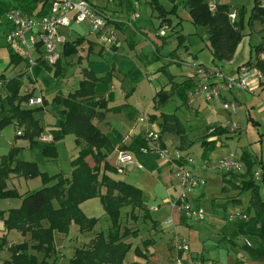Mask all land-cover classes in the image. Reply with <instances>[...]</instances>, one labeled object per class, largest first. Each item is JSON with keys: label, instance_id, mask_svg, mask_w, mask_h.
Masks as SVG:
<instances>
[{"label": "rangeland", "instance_id": "374dc122", "mask_svg": "<svg viewBox=\"0 0 264 264\" xmlns=\"http://www.w3.org/2000/svg\"><path fill=\"white\" fill-rule=\"evenodd\" d=\"M90 1L104 8L107 12H112L115 15H118V13L114 12V10L123 9V14L125 15L121 13L119 14V17L122 19H126L129 16L125 0H122L124 2L122 5L123 7L120 6L121 0ZM147 1L150 0H138V11L142 17L141 19L150 20L151 22L153 20V26L150 27V30L153 32L155 30H159L158 26L160 18L156 14L157 11L154 8L152 9ZM159 1L167 8L172 7V3L168 0ZM237 2H239V7L243 6V2H245V5L249 4L247 3V0H237ZM152 13L155 15H152ZM168 16L172 24L167 22L169 29L167 36H165L168 38L169 42H166L165 45L160 48V54L162 56L157 55L151 46L150 41L147 40L146 35L137 34L135 35L136 45L134 47L130 46L128 42L124 43L122 38L123 45L117 51H105L101 56L102 58L99 60H97V58L93 61L91 60L95 70L99 74L106 73L107 71H113L117 76L114 77L109 85L108 99L110 108L108 114L110 112V114L113 115L116 112V109L112 107L113 105L124 103L122 105L124 110L123 112L127 113L129 109L132 112L130 119V124L132 125L142 114L149 116L151 113L176 112L183 120L185 128H187L188 135L192 139V144L187 150L200 162L209 161L216 163L220 160V158H222L221 156L228 154L231 151L240 153L244 148L248 149L254 153L257 159L261 162V164H257L255 167L256 169H261V175L260 177L255 176V179L260 185V194L264 200V115L260 117L257 115L258 105L261 102H264V89L255 93L249 91H239L241 95L243 93L244 96H246V103H243L242 99L239 97L242 102V105H239L242 108L239 113L234 114H230L228 112L224 113L223 111L217 112V110H214L211 107L208 101L206 102L204 95L197 97L191 102L186 101L181 94L176 96L174 93L173 96H171V98L158 109L154 107L153 97L157 92L156 89L158 86L161 87L170 81V75L168 73L178 74V78H184L186 74L194 72V66H187L184 63H178L177 61H179V59H182L180 61L183 62L184 60L195 63L201 62L200 64L206 66H212L213 64V61L210 60L212 57L210 54L208 27L194 24L191 20L189 8L187 6H183L180 2L178 4L177 11L168 13ZM259 24L260 22H256L254 26L247 24L248 27H246V25L244 27V37L240 42L239 50V55L244 61L248 60L252 55L256 56V50H252L250 44L252 43L257 45L262 43V39L264 40V30ZM173 26H176L175 30H173ZM71 28L74 32L69 33L68 36L70 38H74V36H77L78 34L86 36L87 33H89V28L84 23L73 24ZM179 35H183L184 38H179ZM144 36L145 38H143ZM250 49L252 50L251 52ZM172 52L177 53L176 61L171 56L174 54ZM61 54L63 74L56 76L54 73L55 68L49 66L45 62H40L37 70L35 71L38 83L33 80L34 83L31 81V83L27 85L28 89H24V91L27 90V92H31L33 90L31 87L32 84H38V86L42 89L39 90V92L42 91L44 105H38L42 107H37V105L33 107L36 109L34 116L43 127L42 135H50L53 138L56 133H58V128L65 118L64 105L57 101L55 97L58 92L66 94L74 92L79 87L80 82L84 77V68L88 66L90 60L86 54L80 57L79 53L68 58L63 57V51ZM161 66H165L164 71L160 70ZM213 66L216 65L213 64ZM7 71L10 73V69ZM120 73L121 75L124 74L127 78L129 76L131 83L135 86V91L131 95L127 86L126 90L122 87L121 81L118 79ZM25 81L28 83L29 79L26 78ZM126 93L129 95L127 98ZM218 105V108L223 110L222 105ZM197 108H200V110L195 111ZM219 122H224L228 125H232L235 122L240 125V128L235 132H231L229 138L226 137V139H223L226 135L221 136L220 138L225 140V143L223 144L217 142V144L213 147L203 146L201 140L199 139L200 135L210 130L212 127L211 125H216ZM144 123L145 122H139L135 125L132 133L130 134L131 138L135 142V146L132 149L133 151L137 152L140 142L143 141L140 134L142 132V127L145 125ZM19 128L20 127H18V125L8 124L0 131V163L4 156L14 153L13 158L15 160L34 162L39 173L37 176L29 178L23 176H20L21 178H11V176L5 178L9 187L17 186L19 190H27L29 188L32 191L41 188L44 184L55 183L59 176L70 177L72 175V158L78 154L79 150V147L76 144L75 133L68 132L62 137L56 138L54 140L55 148L46 152L44 150V144L46 142L48 143V141H44L40 136H37L35 138L37 142L31 143L30 139L22 133L23 128H20V130ZM109 128L110 125L108 124H103L101 126L102 130L107 131ZM158 130L161 133L163 132L160 128ZM215 136L216 135L214 134L210 135L212 138H215ZM162 139L166 144L165 147L168 150V155L175 156L178 151L182 150L179 146L180 138L178 134L163 132ZM144 145H146V141ZM137 154L146 155L142 157L143 159L140 158V161H138L146 169L145 174H142V176L145 178L147 183H142V186L138 184L137 186L142 188L149 206H153L155 204L158 196L164 197V191L168 192V189H171V187L174 193L179 190V186L177 184V166L175 163L171 162L169 158L160 155L159 152H149L147 154L137 152ZM204 154L206 157L203 156ZM145 158L149 160L151 159L152 163H147ZM127 174H129V171L125 174H118V176H120L119 178H126ZM205 174L207 183H205L206 186L203 187V189H205V194L203 196L202 204L206 207V211L208 209V214L210 213V208L212 210L218 209L220 213L219 218L229 221L227 216L228 213L237 210H248L249 208L250 214L252 216L254 215L253 208L249 206V200L252 194L250 190H237L231 188V186H229L228 189L227 187H224L226 185V176L232 173L226 174L222 171L207 169ZM232 176L239 180L244 177V173H233ZM18 189L17 191L19 192ZM193 192L189 193V197H191ZM20 194L23 195V193ZM236 197L240 198L241 202L233 199ZM8 204L11 206L9 208H18L22 205V197L14 196L0 198L1 208H7ZM81 208L87 216L99 219L94 228L88 231L81 230L80 226L75 222H71L68 232L54 230L53 240L57 254L56 264H70V260L76 247L82 244V240L87 232H97L96 230H100L97 229L98 227L106 229V223L108 221L107 215L99 197L82 202ZM7 211L8 210H0V213L2 215V212ZM4 216L5 215H2L1 217L3 220L1 229L6 232L8 229L5 225ZM126 222L130 223L131 221L127 218ZM229 222L237 223L239 220H236V222ZM130 225H132V229L136 228L135 222L130 223ZM140 227V234L143 233L144 235L146 232H144L145 229H143V225H140ZM9 232L8 238H14L18 235V230L16 229H10ZM2 234L3 232L0 231V236H3ZM244 235L245 238L251 241L253 246L258 244V238L253 234L244 233ZM25 236H28V238H23V241L27 240L31 242V234L28 233ZM136 236L130 234L126 240L128 242H132L133 238ZM20 241L21 240L18 242ZM237 242L239 246L244 245V239L237 238ZM213 248H215L214 243ZM242 248L245 253H249L250 250L248 248H245L244 246H242ZM35 254L40 261L46 258L45 253ZM56 254L53 257H48L47 260L49 261V264H53ZM135 254L136 253L129 251L126 256V260H134Z\"/></svg>", "mask_w": 264, "mask_h": 264}, {"label": "trees", "instance_id": "16d2710c", "mask_svg": "<svg viewBox=\"0 0 264 264\" xmlns=\"http://www.w3.org/2000/svg\"><path fill=\"white\" fill-rule=\"evenodd\" d=\"M39 2H42L43 7L38 14H43L48 8L47 0H33L32 4ZM181 2L189 8L194 24L208 27L209 46L215 62L233 58L239 42L244 37V18L232 23L229 17L231 7L228 4L217 3V8L211 11L207 0H182ZM154 5H158V10L162 13L160 26L167 22L171 24L169 12L165 11L164 5L158 4V0H154ZM174 5L176 6L177 3ZM12 7L19 8L16 5ZM22 10L34 14L30 8L23 7ZM252 11L248 19L249 23L256 20L264 21V6L258 0ZM84 41V37L68 40L63 49V57L68 58L77 53L78 47ZM260 47L261 44L253 46L256 56L245 65L258 67L264 72V57L258 56ZM61 60L62 57L56 64L54 72L56 76H60L63 72ZM23 61L24 57L21 53L12 52V65L17 66ZM84 75L85 77L74 92L66 95L63 92L57 93L55 99L64 105L65 119L55 137L44 144V150L48 152L55 148L56 138L68 132L75 133L79 150L72 159V175L59 176L55 183L44 184L37 190L21 195L16 189L8 187L5 178L12 174L26 178L35 177L39 173L36 164L31 161L15 160L14 153L4 156L0 163V198L22 197L20 207L10 208L7 214L2 212V215L6 214L5 225L8 230L16 229L23 235L31 234V242L26 240L11 247L12 256L8 264H49L48 257L56 254L54 230L68 232L71 222L77 223L81 230L88 231L94 228L99 218L87 216L81 208V203L95 197L101 199L107 215L108 227L97 232L89 242L77 246L70 264H140L138 261L126 260L127 253L133 246L132 242H128L126 238L130 234L136 236L137 230H133L124 223L127 216L138 219L137 210H147L146 199L138 186L111 176L109 172H115V169L109 163L108 156L118 143L119 134L105 133L95 123V121L103 120L109 110L107 94L112 73L98 75L92 70H86ZM184 84L183 82L180 85L184 86ZM263 84L264 82H261V85ZM176 86L174 85L171 89L162 87L157 91L154 101L158 108L173 96ZM22 87L23 75L21 74L7 79L6 85L0 87V131L8 124L16 123L23 128L24 136L29 138L31 143H35L37 142L35 138L41 137L43 127L34 116L36 109L28 105V99L33 96V91H23ZM150 119L152 121L161 119L159 125L162 131L178 133L184 145L187 139L185 126L176 113H153ZM222 131L224 130L221 127H215L210 134ZM202 142L214 146L216 140L206 138ZM242 156L247 162L248 172L244 174L245 178L241 181L239 189L251 191L249 203L255 213L253 216L246 213L249 219L240 221L245 223L246 233H251L258 238L257 245H246V248L250 250V256L264 262V200L260 194V185L254 177L255 165L261 162L245 150ZM127 206L130 207V211L124 213L123 208ZM6 243L4 241L0 243V246ZM35 253H45L46 258L40 261ZM135 253L140 257L145 256L139 248H135ZM56 257L53 264H56Z\"/></svg>", "mask_w": 264, "mask_h": 264}, {"label": "crops", "instance_id": "0c3cea01", "mask_svg": "<svg viewBox=\"0 0 264 264\" xmlns=\"http://www.w3.org/2000/svg\"><path fill=\"white\" fill-rule=\"evenodd\" d=\"M168 1L172 3L171 8H167L159 0H158V4L159 3L163 4L164 5L163 8L165 9L166 12H169V13L177 11V7H178L179 2L183 6H187L181 2L182 0H176L175 2H173L171 0H168ZM239 1H244V0H239ZM256 1L257 0H247V3H249V4L245 5V2H243V6L239 7L238 6L239 2H237V0H236L237 3L235 2V0H217V2L220 4L230 5L231 12L232 11L237 12V14H238L237 21L239 20V18H244L246 27H248L247 24L254 26V24L256 22H260L259 25L264 30V21L263 20H256V21H253L252 23H249V20H248L249 17L251 16V14L253 13L252 10H253L254 6L256 5ZM258 1L261 3L262 6H264V0H258ZM32 2H33V0H0V17H4L5 13L9 9H11V7L13 5L19 6V8H22V9H23V7L26 9L30 8L31 10L34 11L33 15H40L38 13L40 11H42V7H43L42 2H39L36 4H32ZM137 2H138V0H133V1L132 0H125V3L128 7L127 13L129 12L128 13L129 16L126 19H124V18L122 19L119 17L120 13L123 14V9L122 10H114V12L118 13V15H115L114 13L111 12L113 16L117 17L120 20L119 21L120 25L118 26L119 23L117 24L118 29H119L120 39H121V43L119 46H116V47H112L109 45L104 46V45L97 43L94 36L92 34H90V29H89V33H87L86 36L82 35V34H78L77 36H74V38H70L68 36L69 33L74 32V30L71 28V26L73 24H78V23H73L70 26V28H63L62 29V34L66 35L68 40H74L78 37H84L85 41L78 47V52L74 54V55H77L80 53L79 54L80 57L82 55L86 54V56L90 59L88 66L84 68V73L86 70H92L98 75H105L107 72H111L112 73V80H113L114 77L116 76V74H114L113 71H107L106 73H100L99 74L95 70V68L92 64L93 62H91V60L93 61L96 58H97V60H99L100 58H102L101 56H102V54H104L105 51H108V50L110 52H111V50L117 51L120 47H122L123 41H124V43L128 42V44L130 46L134 47L136 45L135 35H137V34L146 35L147 40L150 41L151 46L153 47V49L155 50L157 55L162 56L160 54V48H162L166 42H169V40H168V38H166L167 35L166 36L158 35V30H155L153 32L150 30L151 29L150 27L153 26L152 25L153 20H152V22L150 20H143V19H141L142 17L140 16V17L132 20L131 23H129L130 17L135 10V6H136ZM147 2L149 3L150 7H152V9L154 8L157 11L156 14L160 18V23H161V20H162L161 14L162 13L160 12V10H158V5H154V0H150ZM174 3H177V5L175 6ZM123 4H124V2L121 0L120 6H122ZM174 6H175V8H174ZM241 13H243L242 16H241ZM123 15H125V14H123ZM152 15H155V14L152 13ZM170 22H171V20H170ZM160 23H159V26H160ZM176 26H173V28H174L173 30H175ZM9 29H10V25L6 21H4L3 23L0 24V72L7 79H10L16 75H20V74L23 75L22 90L24 91V89H28L27 85H29V83H31V81L33 82V80H34L38 83L37 78L35 76V71L37 70L39 63L45 62V61L41 58V55L39 53H36V51L34 52V56L38 60V64L34 68L33 75H32L33 77H30L31 74L27 75V74H24L21 72L24 69V67L26 66V63L24 61L17 66L12 65L11 64L12 52L16 51V52L21 53V55H22V50H21V47L17 43L10 44L7 42L6 33ZM156 29H158V28H156ZM178 37L181 39L184 38L183 35H179ZM122 38H123V41H122ZM143 38H145V36ZM65 43L59 47V50L61 52L64 49ZM260 44H261V47L258 49V56L264 57V40L263 39H262V43H259L257 45H260ZM253 46H256V44H252V43L250 44V47H252V50H253ZM239 50H240V42L236 48V51L233 55V58H231L229 60H222V61L216 60V62H215L213 52L210 49V54L212 57V59H210V60L213 61L214 65H216V66H213V64H212L211 67H216L218 69H221V71L225 75L237 76L240 68L242 66H246L245 63L254 57L252 55V56H250V58L248 60L244 61V60H242V58L239 55ZM252 50L250 49V52ZM172 53H174V52H172ZM176 55H177L176 52L173 55H171L175 61L177 60ZM91 57L94 59H92ZM180 60H182V59H179V61H177V62L178 63H184L187 66L188 65L193 66L195 63V62H190V61H186V60H184V62H183ZM200 63L201 62H199V64ZM46 64H48V63H46ZM20 66H22V67H20ZM49 66H51V65H49ZM51 67H53V66H51ZM164 67L165 66H161L160 70L164 71L165 70ZM248 67H250V66H248ZM53 68L56 69V67H53ZM191 68H193V67H191ZM250 68H252L253 70L259 69L258 67H254V66L250 67ZM9 69H10V73L7 71ZM55 69H54V72H55ZM168 74L170 75V81L161 87L158 86L156 89L157 91L162 87L165 89H171L174 85H177L176 91H175L176 96L178 94H181V96L184 97L186 101H191V102L193 100H195L197 97H199V96H197L196 98H194L192 100L189 97L190 92L195 89L196 84H197V77H196L195 69H194V72L186 74V76L184 78H178L177 77L178 74H173V73H168ZM179 75H184V74H179ZM84 77H85V75H84ZM26 78L29 79L28 83H26V81H25ZM212 78L220 79V77L216 76V75H213ZM118 79L121 81V85L125 90L127 89L126 86L128 87V89L130 90V95L135 91V86L131 83L129 76L127 78L124 76V74L121 75V73H120V76H118ZM183 82L185 84H184V86H181L180 84ZM252 82H253V87H254L253 91H249V90H245V91L255 93L261 89L263 90L264 84L261 85V82H264V72H263V76L261 79L257 78V76H253ZM31 87L33 88V90H32L33 96H42L43 97L42 91L39 92V90H42V89L40 88V86H38V84H32ZM239 91H243V90L235 88L231 92H226L224 97L228 100H235V101L238 100L237 101L238 104L242 105L240 98L242 99L243 103H246V100H245L246 96H244L243 93L241 95L239 93ZM66 94H68V93H66ZM155 95H154V97H155ZM107 97H108V94H107ZM127 97H129V95H127V93H126V98ZM154 97H153V105L156 109H158L157 105L155 104ZM206 102H207V100H206ZM123 104L113 105L112 107L116 109V112L113 115H111L110 112L108 114V111H109L108 110L105 118L101 121H95V123L98 125V127L100 129H101V126L103 124L110 125V128L107 131L101 129L105 133L109 132V133L119 134V136H118L119 141L116 144L113 152L108 156L109 163L115 169V172H109L111 174V176H113L117 179H123L127 182H130V183L136 185V186L138 184H140L142 186L143 185L142 183H147L145 178L142 176V174H145L146 169L144 168L142 170L135 165H131V166H128L122 173L117 172L116 167H115L116 151L118 149H124V150L132 152L135 156L136 161L138 163H140L139 159L146 156V155L137 154V152L142 153L140 151V148L142 146H144V144H145V139H144L145 132L149 128H151V129H153V128L159 129L160 128L161 129V127L159 125V120H161V119L156 120V121H152L150 119V115L153 113L149 114L148 120H147V122L144 123L145 125L142 127V132L140 134L143 141L140 142V144L138 146L139 147L138 151L137 152L133 151L132 149L135 146V142L131 138L130 134L132 133L135 125H137L139 122H141V123H143V122L139 120V118H140L139 117L136 119L134 124L131 125L130 119L132 116V112L129 109L127 113L126 112L124 113L123 112L124 110L122 107ZM126 104H128V103H126ZM41 105H44V102ZM240 105L238 107L237 113H239L241 108H242ZM35 106L36 105H32L31 107H35ZM218 106H219L218 104L211 105V107L214 110H217V112L223 111L224 113L228 112L230 114H234L233 112L227 111L225 109L221 110V108H218ZM37 107H42V106L37 105ZM109 108H110V106H109ZM199 110H200V108L195 109V111H199ZM171 113H176V112H171ZM156 114H160V113H156ZM257 115H258V117L264 115V102H261L258 105ZM180 119H181V117H180ZM181 121L183 122L182 119H181ZM183 124H184V122H183ZM14 125H17V124L15 123ZM184 126H185V124H184ZM211 126L214 128L215 127H221L222 130H224V131L217 133V134H214L216 136H215V138H212V137H210V135H211L210 134L211 129H210L207 132H204L203 134L200 135L199 139L201 140V142L207 138L210 140L215 139L216 140L215 144H217V142L221 143V144L225 143V140H223V139H226V137L227 138L230 137L231 131L229 130V128L231 125H228L224 122H219L218 124L211 125ZM20 128H22V127H20ZM20 128H19V130H20ZM162 133H161V141H162V144L166 146L165 142L162 139ZM164 133H166V132H164ZM170 133H175V132H170ZM175 134H178V133H175ZM185 134H186L187 139H186L184 145H182L181 136L178 134L179 138H180L179 146L182 148V151H185L186 153H189L192 156V154L187 150L188 147L192 144V139L188 135L187 128H185ZM224 135H226L225 138L221 139L220 137L224 136ZM202 145L205 147L210 146V145L204 144L203 142H202ZM211 147H213V146H211ZM244 150L249 152L253 157H255L257 159L256 155L246 148H244L243 151L240 153L237 152V154H239V156H241L243 158L242 155H243ZM233 152H235V151H233ZM144 154H147V153H144ZM228 154H225L221 157L223 158ZM203 156L206 157L205 154ZM145 160L149 164L152 163L151 159L149 160V159L145 158ZM197 161H199V160H197ZM256 166H257V164L255 165V167ZM206 170L203 171V175L205 176V178H206V174H205ZM127 171H129V174H127L126 178H119L120 176H118V174H125ZM11 178H21V177L15 175V174H12ZM243 179H244V177L242 179L237 180L236 178H234L232 176V174H230V175L226 176V179H225L226 185L224 187L225 188L227 187V189H228V187L231 186V188L239 190V185ZM177 182H178L177 184L179 186V180ZM206 183H207V179H206ZM205 186H206V184L201 185V186L195 188L194 190H192L191 192H193V191L194 192L191 195V197H189V195H188V203L192 207L204 209L205 217L203 219L189 218L186 216V214L183 211H179L178 209H176L174 207L173 204L178 199L179 190L174 193L173 189L171 187V189H168V192L164 191L165 196L164 197L158 196L156 199V202L153 206H149V204L147 203L146 196L143 193L144 197L146 199L147 210H137L136 213L138 215V219H134V218H131L129 216H127L125 218V221L128 218L131 221L130 223L135 222L136 228L133 230H137V232H138V235L136 237H134L132 240L133 246H132V249L130 251H132V253H135V248H139L145 255L144 257H140L137 254H135V258L132 261H138L140 264H166L171 259V257H173L177 254V252L173 249V246H172L173 230H176L181 235L187 237L190 241V249L188 251H184V252L180 253V255L182 256V258L186 264H193L196 259H215V260L223 261L227 264H264V263H262L263 261L261 262V260L253 259L250 256V253H245L244 249L242 248V246H244L246 248L247 241H249L251 243L250 240L245 238L244 233L247 234L245 232L247 230L246 229L247 227L245 226V223H243V221L239 220V222H237V223H230L229 221H231V220H229V219H228L229 221L222 220L221 218H219L220 213H219L218 209L212 210L210 208L209 209L210 213L208 214V209L206 211V209H205L206 207L202 204L203 196L205 194V189H203V187H205ZM13 187H15L14 189H16V190L18 189L17 186H12L9 188L13 189ZM138 187L141 188L140 186H138ZM21 191H24V192H21ZM28 191H31V190L29 188L27 190H19V192L23 193V194L28 192ZM104 191H105V188L103 187V192ZM237 198L238 197H236V199ZM233 199H235V198H233ZM238 199L236 201L241 202V199L240 198H238ZM249 206H250V203H249ZM9 207H11V206L8 204L7 208H5V207L1 208L0 207V210H9L10 209ZM129 211H130V207L127 206V207L123 208L124 213L129 212ZM237 211L250 214L249 208H248V210H237ZM253 212H254V210H253ZM6 214H7V212H6ZM6 214H5V216H6ZM228 215H229V213H228ZM1 217H2V215L0 213V231L3 232V234H2L3 236H0V242L3 243L5 241L7 243L0 246V264H8L9 260L11 259V256H12L11 247L16 245L17 243H19L18 242L19 240H21L20 242H22L23 238L27 239L28 236L22 235L21 232L18 231L17 232L18 235H16L14 238H8V235L10 232H9V230L4 232L1 229V226L3 225L2 224L3 220L1 219ZM232 222H236V220H234ZM130 223L125 222L124 224H127L129 227L132 228V225H130ZM108 224L109 223L107 221L106 228L108 227ZM140 225H143V229H145L144 232H146V233L144 235H143V233L140 234V232H141L140 231V228H141ZM97 229L101 230L103 228L98 227ZM100 230H96V231L99 232ZM97 232H93V231L87 232L85 234V237L82 240V244L89 242V240L92 237H94V235ZM5 238H6V240H5ZM237 238L238 239H244V245L239 246L238 242H237ZM213 243H214L215 248H213ZM251 245H252V243H251ZM56 256H57V254H56Z\"/></svg>", "mask_w": 264, "mask_h": 264}, {"label": "built area", "instance_id": "2783aa9c", "mask_svg": "<svg viewBox=\"0 0 264 264\" xmlns=\"http://www.w3.org/2000/svg\"><path fill=\"white\" fill-rule=\"evenodd\" d=\"M208 7L211 11L217 8V0H207ZM47 11L40 15H33L23 11L20 8L12 7L4 17H0V24L6 21L10 25V29L6 33V40L10 44L17 43L22 50V56L26 66L21 71L24 74H31L38 64V60L34 56V52L39 53L41 58L49 65L56 67L57 62L61 59L59 47L68 39L62 34L63 28H70L73 23H84L90 29L97 43L101 45H109L112 47L119 46L121 43L119 29L117 24L119 19L107 12L104 8L93 4L89 0H47ZM139 3H136L135 10L130 17L129 23L132 20L140 17L138 11ZM237 12L229 13L230 21H237ZM169 25L167 23L161 25L158 30V35L165 36L168 33ZM197 77V84L189 97L192 99L197 96L204 95L205 99L211 104H221L223 109L237 113L239 104L235 100L226 99L225 93L231 92L235 88L243 91H253V76L261 79L263 72L260 69L253 70L248 66H242L237 76L225 75L221 69L216 67L206 66L195 63L194 65ZM213 75L219 76L220 79L212 78ZM7 78H4L0 72V87L5 86ZM44 100L42 96H31L28 99V105H41ZM142 122H147L148 115L142 114L139 118ZM240 128V125L233 123L229 130L235 132ZM215 128L212 127L210 132ZM20 133V132H19ZM44 141H51L53 138L50 135H41ZM144 139L146 145L140 148L142 153L159 152L163 157L176 164L179 180L178 199L174 202V207L179 211H183L187 217L203 219L205 212L203 208H194L188 203V195L195 188L204 185L206 178L203 171L206 169H214L225 173H247V162L237 154L230 152L218 162L212 163L209 161L197 162L196 159L185 151H178L175 156L168 155V150L161 141V133L156 128L146 130ZM135 165L140 169L144 167L138 163L132 152L118 149L116 151L115 167L117 172L122 173L128 166ZM261 169L254 171V177H260ZM228 219L248 220L249 216L240 211L229 213ZM248 245H251L247 241ZM172 246L177 254L166 264H186L180 255L181 252L190 249V241L187 237L181 235L176 230H173ZM193 264H227L215 259H196Z\"/></svg>", "mask_w": 264, "mask_h": 264}]
</instances>
